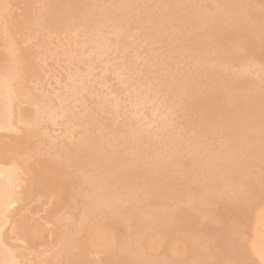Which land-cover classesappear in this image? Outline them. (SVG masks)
I'll list each match as a JSON object with an SVG mask.
<instances>
[{
	"label": "bare ground",
	"instance_id": "obj_1",
	"mask_svg": "<svg viewBox=\"0 0 264 264\" xmlns=\"http://www.w3.org/2000/svg\"><path fill=\"white\" fill-rule=\"evenodd\" d=\"M0 264H264V0H0Z\"/></svg>",
	"mask_w": 264,
	"mask_h": 264
},
{
	"label": "rangeland",
	"instance_id": "obj_2",
	"mask_svg": "<svg viewBox=\"0 0 264 264\" xmlns=\"http://www.w3.org/2000/svg\"><path fill=\"white\" fill-rule=\"evenodd\" d=\"M180 239V238H179ZM177 242H178V240H177ZM179 245L177 246V247H179L182 243H180V241H179V243H178ZM179 250L181 249V246H180V248H178ZM177 249V250H178Z\"/></svg>",
	"mask_w": 264,
	"mask_h": 264
}]
</instances>
